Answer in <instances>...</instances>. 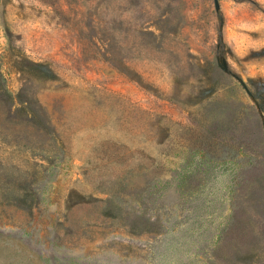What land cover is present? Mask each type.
<instances>
[{
	"label": "rangeland",
	"instance_id": "1",
	"mask_svg": "<svg viewBox=\"0 0 264 264\" xmlns=\"http://www.w3.org/2000/svg\"><path fill=\"white\" fill-rule=\"evenodd\" d=\"M0 264H264V0H0Z\"/></svg>",
	"mask_w": 264,
	"mask_h": 264
}]
</instances>
